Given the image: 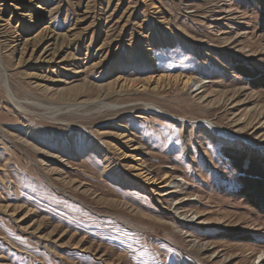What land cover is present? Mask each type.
I'll use <instances>...</instances> for the list:
<instances>
[{
	"label": "rangeland",
	"instance_id": "rangeland-1",
	"mask_svg": "<svg viewBox=\"0 0 264 264\" xmlns=\"http://www.w3.org/2000/svg\"><path fill=\"white\" fill-rule=\"evenodd\" d=\"M227 153L264 164L263 1L0 0V264H259Z\"/></svg>",
	"mask_w": 264,
	"mask_h": 264
},
{
	"label": "trees",
	"instance_id": "trees-1",
	"mask_svg": "<svg viewBox=\"0 0 264 264\" xmlns=\"http://www.w3.org/2000/svg\"><path fill=\"white\" fill-rule=\"evenodd\" d=\"M263 1L264 0H259ZM247 75V73H243ZM228 158L238 173L241 185L238 189L240 197L245 198L248 203L264 213V164L258 160L255 153L250 155L248 163L243 167V157L228 155Z\"/></svg>",
	"mask_w": 264,
	"mask_h": 264
},
{
	"label": "bare ground",
	"instance_id": "bare-ground-1",
	"mask_svg": "<svg viewBox=\"0 0 264 264\" xmlns=\"http://www.w3.org/2000/svg\"><path fill=\"white\" fill-rule=\"evenodd\" d=\"M150 81H152L151 79H150ZM157 81H158V79H157ZM156 82V81H155ZM183 86H189L191 83L194 85V86H197L198 84V82H194L193 81V79L191 78V77H187L183 82ZM203 87V84H201V86L199 87V89L200 88H202ZM198 89V90H199ZM195 90V89H194ZM123 136V135H122ZM136 160H138L139 161V159L140 158H138V157H136L135 158ZM142 164V163H141ZM141 164H139V165H137L136 166V170H138V176L140 177V178H143V179H145V181L146 182H149V183H155L156 181H155V179L154 178H152L151 176H150V173H147L145 170H144V167H140V165ZM149 172V171H148ZM157 194L158 195H162L163 193H159V192H157ZM182 216V215H181ZM196 219H198V218H196ZM180 220H181V222H183L184 223V221H192V219H190L189 217H187L186 215H184L183 214V217H181L180 218ZM202 247V246H201ZM203 248V247H202ZM259 257V259H260V262H259V264L261 263V261H262V259L264 258V251L263 252H261V254L258 256Z\"/></svg>",
	"mask_w": 264,
	"mask_h": 264
}]
</instances>
